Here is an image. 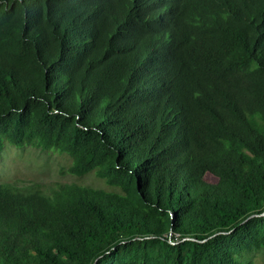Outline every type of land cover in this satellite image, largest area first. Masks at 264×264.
Instances as JSON below:
<instances>
[{"label":"trees","instance_id":"16d2710c","mask_svg":"<svg viewBox=\"0 0 264 264\" xmlns=\"http://www.w3.org/2000/svg\"><path fill=\"white\" fill-rule=\"evenodd\" d=\"M6 145L103 188L0 182V264H243L264 250V0H0Z\"/></svg>","mask_w":264,"mask_h":264},{"label":"rangeland","instance_id":"374dc122","mask_svg":"<svg viewBox=\"0 0 264 264\" xmlns=\"http://www.w3.org/2000/svg\"><path fill=\"white\" fill-rule=\"evenodd\" d=\"M66 166V158L57 152L44 153L28 147L16 149L6 145L0 158V182L39 185L45 191L71 183L103 188L93 175L81 179L63 175L61 172ZM207 180L212 181L210 176ZM242 261L243 264H264V250L247 255Z\"/></svg>","mask_w":264,"mask_h":264}]
</instances>
